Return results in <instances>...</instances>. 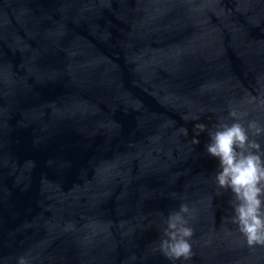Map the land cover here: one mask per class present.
<instances>
[{
    "label": "water",
    "instance_id": "95a60500",
    "mask_svg": "<svg viewBox=\"0 0 264 264\" xmlns=\"http://www.w3.org/2000/svg\"><path fill=\"white\" fill-rule=\"evenodd\" d=\"M231 110L264 124V0H0V264H264L205 151Z\"/></svg>",
    "mask_w": 264,
    "mask_h": 264
},
{
    "label": "clouds",
    "instance_id": "9594fccd",
    "mask_svg": "<svg viewBox=\"0 0 264 264\" xmlns=\"http://www.w3.org/2000/svg\"><path fill=\"white\" fill-rule=\"evenodd\" d=\"M229 116L234 122L221 123L214 131H207L204 124L195 125L196 135L208 133L205 151L219 162L216 183L219 188L230 191L235 200L232 223L248 247H264V147L257 139L264 136V124L252 120L245 126L235 110H231ZM184 132L186 134L187 130ZM193 143L198 145L199 140L194 138ZM191 218L186 203L167 216L159 251L172 262L186 261L192 256ZM17 264H29V261L20 256Z\"/></svg>",
    "mask_w": 264,
    "mask_h": 264
}]
</instances>
